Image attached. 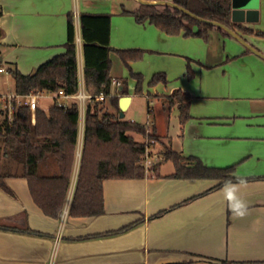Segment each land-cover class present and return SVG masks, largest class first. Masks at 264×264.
Masks as SVG:
<instances>
[{
	"label": "crops",
	"instance_id": "1",
	"mask_svg": "<svg viewBox=\"0 0 264 264\" xmlns=\"http://www.w3.org/2000/svg\"><path fill=\"white\" fill-rule=\"evenodd\" d=\"M159 1L166 0H149ZM140 4L138 0L135 8ZM0 6L3 67L7 72L9 66L16 67L23 74L35 73L66 51L71 12L112 11L108 2L93 0H0ZM110 14L111 75L128 82L131 100L126 111L138 94L130 69L143 75L141 94L148 98L153 125L163 139L150 148L151 162H160L159 169L143 178L104 180L105 212L70 216L84 139L86 108H80L76 160L60 218L46 215L35 203L23 165L3 157L1 172L10 191L0 186V220L10 228H0V264H264V36L237 31L249 48L217 29L203 39L171 35L145 22L133 23L139 36L134 45H127L123 23L131 20ZM243 25L264 32V0L259 21ZM75 27L80 87L92 93L84 81L81 26L76 18ZM116 47L141 49L144 55L118 72L113 69L114 58L121 59ZM189 64L192 77L187 74ZM157 72L166 73L169 82L150 87L147 84ZM122 86L115 92L119 109L120 99L127 96L121 93ZM175 89L191 95L190 118L184 124L178 105L168 113L158 97ZM115 110L113 105L111 111ZM165 144L208 167L235 166L234 175L242 180L213 188L220 179L170 177L174 163L156 157H163ZM56 170L52 157L41 164L42 172ZM135 222L129 230L106 234ZM27 228L38 233L26 232Z\"/></svg>",
	"mask_w": 264,
	"mask_h": 264
},
{
	"label": "trees",
	"instance_id": "2",
	"mask_svg": "<svg viewBox=\"0 0 264 264\" xmlns=\"http://www.w3.org/2000/svg\"><path fill=\"white\" fill-rule=\"evenodd\" d=\"M201 18L197 19L182 10L170 5L140 4L132 13L139 23L150 22L164 32L185 36H197L208 39L213 29L231 36L224 28L208 23L216 21L235 31L264 36L263 31L253 30L241 23L232 21L233 0H172ZM163 6L161 9L160 6ZM3 11L0 6V17ZM84 56V81L92 88L95 96L85 109V128L80 166L75 191L69 206V215L73 217L97 216L105 212L103 182L112 178H143L149 172H157L159 163L149 170L144 164L147 144L137 140L132 133L149 136L163 141L157 134L155 125L146 127L140 122L120 117L119 96L112 94V60L111 20L110 13L82 12L79 15ZM1 36V29H0ZM0 42V58L2 57ZM66 51L44 62L33 74H23L18 68L9 66L8 72L14 78V92L20 95L32 92H58L63 90L68 95L77 94L80 90L79 64L77 59V36L75 16L71 12L68 18V38ZM123 62L143 57L141 49H118ZM3 61L0 59V68ZM131 75L137 80L136 92L143 93V75L130 69ZM189 77L193 76L192 67L188 65ZM166 73H155L148 85L154 87L160 83L167 84ZM122 94L128 95V82L123 81ZM104 94V99L96 96ZM112 97L115 111L104 108L107 97ZM164 103L168 113L178 105L181 123L190 118L191 95L181 89H175L170 95L158 96ZM12 119L2 117L0 112V186L10 191L5 181L6 175L1 172L3 157H10L24 167L23 177L28 181L35 203L43 212L53 218H60L70 189L72 174L76 160L79 138L80 106L76 100L68 106L55 102L45 110L40 105L33 112L27 105L17 104ZM151 108L148 117L153 119ZM164 160L174 163L175 171L170 175L174 178H215L222 184L241 181L234 175L235 166L214 168L206 166L198 158L183 157L170 145H164ZM52 157L57 165L53 173L41 171V164ZM161 161V162H162ZM158 174V173H157ZM193 196L183 203L195 199ZM138 222L129 224L119 230L107 232L116 234L129 230ZM0 228L9 229V225L0 220ZM26 232H35L30 228ZM168 264H193L192 262H175Z\"/></svg>",
	"mask_w": 264,
	"mask_h": 264
},
{
	"label": "rangeland",
	"instance_id": "3",
	"mask_svg": "<svg viewBox=\"0 0 264 264\" xmlns=\"http://www.w3.org/2000/svg\"><path fill=\"white\" fill-rule=\"evenodd\" d=\"M145 1L149 2V0H145ZM93 2H95V4H96V2H108V4H110V7L112 9V11H109V13L114 12V14H122L124 16V18H127V19H125V21H127V20L129 21V19L131 20L130 22H132V23H128V22H126L127 24L123 23L124 26L126 27V34H127V40H124V41H126L127 45H134L135 41H133V40L135 37H138L139 34L136 31V29L132 26H133V23L136 24L139 22L137 21L136 16L134 14L125 13L124 10L135 11L136 10L135 5L138 3V0H93ZM162 5H164V4H162ZM162 5L160 6L161 9L163 8ZM140 32H142V31H140ZM122 43H123V38H122ZM117 49H119V48H117V47L114 48V51H116L115 53L118 54ZM113 62H114L113 69L115 68V70L118 72L125 71L128 69V66L123 62L122 59H119L118 56H116L114 58ZM118 87H121V86L113 85L111 95H115L116 89ZM0 90L2 92H5V93L14 91V78L7 71L0 73ZM111 95L107 97V100L104 104V108H108L110 111L113 109V105H114ZM72 100H74V99H70V101H72ZM89 101L90 100H87L86 102H89ZM155 102L156 101H153V102H151V104L154 103V105H155L156 104ZM39 103H40L41 107L49 108L51 105H53L55 103V100L52 98L50 92H45L40 97ZM79 106H80V108H84V106H82L80 104V102H79ZM85 108H86V105H85ZM214 109H216V110L220 109L221 110L222 108H214ZM124 119H127V120L132 119L133 121L140 122L143 125H146L148 123L151 124V122H153V124H154V121H152L151 119L148 118V98L146 95L135 94L134 101H133L130 109L128 111H125ZM132 134L137 140H140V141L144 140L146 142V144H149V151H150V153L154 154V152H152L150 150V148H151V146H154V145L160 143V141L155 140V139L149 137L148 135L143 136L142 134H139V133H132Z\"/></svg>",
	"mask_w": 264,
	"mask_h": 264
},
{
	"label": "built area",
	"instance_id": "4",
	"mask_svg": "<svg viewBox=\"0 0 264 264\" xmlns=\"http://www.w3.org/2000/svg\"><path fill=\"white\" fill-rule=\"evenodd\" d=\"M79 13L75 12V18L79 19ZM7 71L6 68L2 67L0 68V73ZM112 84L116 85V86H121L122 85V81L116 78L112 79ZM43 93H35L32 92L30 94H25V95H20L13 92H2L0 90V112L2 117H7L8 119H12L13 113L15 111V101L16 103L22 104V105H27L31 108V110L34 112L36 110V108L40 105L39 104V99L42 96ZM50 94L52 95V98L55 100V102H57L59 105H65L68 106L69 104H71V102H69L70 99H74L77 102H80V104L82 106H84L87 104V100H92L95 96L92 93H87L86 90L83 87H80V90L77 94H73V95H68L66 94L63 90H60L58 92H50ZM96 98L98 100H102L104 99V94H100L98 96H96ZM149 119L152 120V118L148 117ZM153 121V120H152ZM153 125V122L146 124V127H151ZM153 142V141H152ZM153 154L150 153L149 151V144H147V149H146V154H145V159H144V164L147 170H149L154 164L153 162H151V156ZM159 156L158 158H160V160L163 159V157H161L160 155H156V157Z\"/></svg>",
	"mask_w": 264,
	"mask_h": 264
},
{
	"label": "water",
	"instance_id": "5",
	"mask_svg": "<svg viewBox=\"0 0 264 264\" xmlns=\"http://www.w3.org/2000/svg\"><path fill=\"white\" fill-rule=\"evenodd\" d=\"M143 4H164V5H170L173 6L176 9L182 10L185 13L200 19L199 16H197L195 13L189 11L188 9L176 4L174 1H159V2H148L145 0H139ZM233 10H232V21L235 23H256L260 19V0H233ZM208 23L213 25H218L224 29H226L231 36L237 38L244 44L248 45V43L245 41V39L235 30L232 28L227 27L226 25H223L216 21L206 20ZM249 46V45H248ZM251 48V46H249ZM255 50V49H253ZM3 60V58H0ZM131 100V97L129 95L124 96L120 99V117L124 118L125 111L128 108V104Z\"/></svg>",
	"mask_w": 264,
	"mask_h": 264
}]
</instances>
